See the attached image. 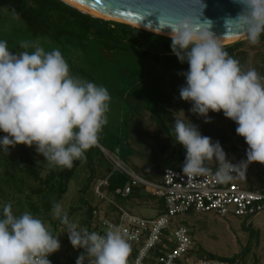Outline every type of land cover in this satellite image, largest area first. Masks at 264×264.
<instances>
[{
	"label": "clouds",
	"instance_id": "1",
	"mask_svg": "<svg viewBox=\"0 0 264 264\" xmlns=\"http://www.w3.org/2000/svg\"><path fill=\"white\" fill-rule=\"evenodd\" d=\"M239 2L249 19L248 40L256 44L264 34V0ZM164 27L171 28L173 53L188 64L180 99L190 102L189 111L204 117L205 123L211 122L210 111L234 121L236 134L248 146L243 163L264 164V76L255 69L242 70L209 31V21L182 18ZM20 47L25 50L10 51L7 41L0 40V132L5 133L0 147L9 153L16 145L35 146L50 165L71 168L97 143L108 122L110 94L103 86L71 75L59 49L46 52L29 42ZM174 131L175 142L185 149L181 169L185 175L203 174L205 161L217 159L223 163L220 178L231 179L228 171L238 165L226 160L218 141L201 135L189 120L186 124L175 119ZM53 215L66 226L72 247L84 250L76 264H84L86 257L94 258L92 264H127L130 245L118 229L104 235L81 230L62 214L59 204L53 205ZM60 247L58 236L42 219L30 212L15 215L10 204L3 206L0 264H51L48 257Z\"/></svg>",
	"mask_w": 264,
	"mask_h": 264
},
{
	"label": "trees",
	"instance_id": "2",
	"mask_svg": "<svg viewBox=\"0 0 264 264\" xmlns=\"http://www.w3.org/2000/svg\"><path fill=\"white\" fill-rule=\"evenodd\" d=\"M0 8H6L19 17L32 37L44 38L56 47L83 52L84 56L92 47L105 51L113 50L129 53L147 64L144 76L147 85L145 91L124 98L126 113L121 122V130L109 132L103 127L97 143L85 153V159L75 160L71 168L50 165L36 152L35 146L29 148L22 144L16 145L9 150V153L0 147V218H2L3 206L10 204L15 215L30 212L44 222L51 220L53 205L60 203L74 171L82 162H86L89 170L87 184L90 180L96 182L98 179L107 178L108 186L102 189L105 195L122 196L121 192L129 185V178L114 171L107 158L110 171L106 175L96 176L95 173L99 168L91 158L93 153L99 154L100 159H105L106 156H103L102 151H110L109 153L117 151L118 157L124 146L130 158L134 157L141 161L139 165L130 163L132 173L149 182L159 183L166 168L182 172L185 149L175 142V119L183 120L186 124L189 120L198 126L201 135L210 137L213 143L218 141L226 154V160L238 165L237 174L248 180L246 189L264 193V183L254 184L240 171L241 163L237 159L247 158L248 146L244 138L236 134V123L225 118L222 112L211 111L208 113L211 122L205 123L204 117L189 111L192 107L190 102L180 99L179 89L185 85L183 73L187 72L188 64L186 61L181 63L177 59L171 49L170 37L120 22L93 17L61 0H0ZM246 38L251 47L264 46V34H261L256 44L249 42L248 34ZM244 44L245 41H237L222 47L231 57L239 61L242 70L255 69L264 76V50L257 51L250 57L249 52L244 50ZM4 135L5 133L0 132V137ZM100 140L103 143H100ZM221 164L222 161L212 159L205 161L204 167L218 168ZM140 191L145 192L143 187L134 186L130 194L125 197L144 196L145 194ZM145 193L147 197L155 198L151 193ZM98 209L97 205L89 208V217H92V212ZM187 214L194 215L191 212ZM161 215H164L163 204L154 218ZM169 228L170 226L165 230L164 235L168 234ZM95 230H97L96 226L91 232ZM53 231L51 230V233ZM191 240L192 255L226 262L242 259L241 255H235L233 258L213 254L202 255L201 249L196 248L192 237ZM158 254L157 249L152 250L150 261ZM131 256H134V251ZM131 256L127 258V264L130 263ZM49 260L59 264L51 257Z\"/></svg>",
	"mask_w": 264,
	"mask_h": 264
},
{
	"label": "rangeland",
	"instance_id": "3",
	"mask_svg": "<svg viewBox=\"0 0 264 264\" xmlns=\"http://www.w3.org/2000/svg\"><path fill=\"white\" fill-rule=\"evenodd\" d=\"M0 40L7 41L9 50L17 53L25 50L20 47L21 42L36 44L46 52L59 49L69 64L71 75L93 82L97 86L105 87L111 97L109 111L106 114L108 122L104 126L109 132L121 130V122L124 120L126 113L124 98L133 93H143L147 87L144 81L147 64L139 61L131 54L113 50L105 51L101 48L92 47L88 54L84 56L83 52H74L69 48L56 47L44 38L32 37L27 32L25 23L6 8H0ZM238 41H245L244 50L249 52L250 57L257 51L264 50V46L260 45L251 47L246 36ZM27 51L32 52L34 49L29 48ZM99 142L103 143L102 140ZM101 153L104 157L106 156L103 151ZM119 156L122 166L131 173L132 166L130 163L133 162L137 165L141 163L137 158H130L124 146H122ZM91 158L99 168L95 173L96 176L106 175L110 171L106 157L100 159L99 154L93 153ZM246 160L247 158L237 159L241 163V173L250 178L254 184H263L264 164L252 162L246 165L243 163ZM88 176L87 164L82 162L74 171L59 205L62 214H67L70 223H75L79 229L90 233L97 221L103 218H111L112 211L110 208L112 207L106 202L97 200L93 192L95 180H90L87 184ZM231 181L245 189L248 184V180L242 178L241 174H236L235 177L231 178ZM85 185V189L80 193ZM145 192L140 191V193L145 194L142 197L117 195H107V197L117 207L132 215L151 219L156 216L157 211L162 207V201L147 197ZM95 205L99 208L98 216L89 217L88 210ZM51 215L52 219L46 221L45 224L50 231L54 230L52 234L58 236L61 247L49 257L59 264H76L77 257L82 254L81 251L74 249L70 244L68 235L65 233L67 231L66 226L59 219L54 218L53 211ZM173 222L174 225L184 223L189 227L196 248L201 249L202 255L213 254L226 258L241 255L240 264H264V212L256 217L247 218L230 214L226 215L225 218H220L212 212L204 215L182 214L175 217ZM255 260L256 262H254ZM84 264H92V258L86 257Z\"/></svg>",
	"mask_w": 264,
	"mask_h": 264
},
{
	"label": "built area",
	"instance_id": "4",
	"mask_svg": "<svg viewBox=\"0 0 264 264\" xmlns=\"http://www.w3.org/2000/svg\"><path fill=\"white\" fill-rule=\"evenodd\" d=\"M114 171L126 175L129 185L121 192L123 197L131 192L134 186H141L155 198L162 201L164 215L158 218H141L117 207L112 203L102 189L108 186L107 178L98 179L93 189L99 201L106 202L113 211L111 218L101 219L95 225L97 232L104 235L107 230L118 229L130 245L131 256L129 264H240L238 259L232 262L208 260L192 255V240L190 229L185 225L175 224L172 218L189 212L193 214L214 213L220 218L230 214L236 217H256L264 212V193L248 190L231 179L225 181L218 173V168L207 167V171L195 177H188L180 171L170 168L163 170L159 183L141 179L126 170L115 153L104 152ZM234 165L232 161H228ZM228 174L235 177L236 168L230 169ZM118 193V191H116ZM98 210L92 212L98 216ZM170 226L168 234L165 230ZM165 238V239H164ZM157 249L159 254L150 261V253ZM81 253L83 249H79ZM127 257V258H128ZM92 261L94 260L93 257ZM49 259V257H48ZM51 264H54L51 262Z\"/></svg>",
	"mask_w": 264,
	"mask_h": 264
},
{
	"label": "water",
	"instance_id": "5",
	"mask_svg": "<svg viewBox=\"0 0 264 264\" xmlns=\"http://www.w3.org/2000/svg\"><path fill=\"white\" fill-rule=\"evenodd\" d=\"M61 1L70 5L64 0ZM70 1L108 16L160 32L171 33V28L164 27L165 24H174L177 20L188 18L189 20L198 19L201 23L209 21L211 23L209 31L217 38H237L236 41H238L248 34L249 19L247 13L243 12L244 5L239 0Z\"/></svg>",
	"mask_w": 264,
	"mask_h": 264
},
{
	"label": "bare ground",
	"instance_id": "6",
	"mask_svg": "<svg viewBox=\"0 0 264 264\" xmlns=\"http://www.w3.org/2000/svg\"><path fill=\"white\" fill-rule=\"evenodd\" d=\"M64 1L68 2L70 4V6L78 9L79 11L84 12L86 14H89V15H91L93 17H96V18H99V19H103V20H110V21L120 22V23H123V24H128V25H130L132 27L141 28V29H144V30H149V31L155 32L157 34H160L162 36L170 37V33L160 32V31H156V30H150V29L144 28L142 26L133 24L131 22H126V21L120 20L118 18H115V17L108 16V15L103 14V13L97 12L95 10L89 9V8L84 7L82 5L76 4V3H74V2H72L70 0H64ZM172 35L174 36L175 34H172ZM216 39L218 40V42L221 45H226V44H229V43H233V42H235L237 40V38H217V37H216Z\"/></svg>",
	"mask_w": 264,
	"mask_h": 264
}]
</instances>
